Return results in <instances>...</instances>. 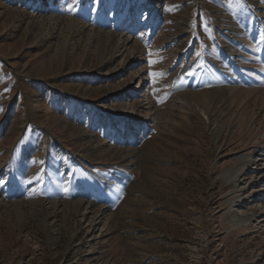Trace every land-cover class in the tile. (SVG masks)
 Wrapping results in <instances>:
<instances>
[{
	"label": "rangeland",
	"instance_id": "374dc122",
	"mask_svg": "<svg viewBox=\"0 0 264 264\" xmlns=\"http://www.w3.org/2000/svg\"><path fill=\"white\" fill-rule=\"evenodd\" d=\"M71 2L0 0V264H264V0Z\"/></svg>",
	"mask_w": 264,
	"mask_h": 264
},
{
	"label": "bare ground",
	"instance_id": "6f19581e",
	"mask_svg": "<svg viewBox=\"0 0 264 264\" xmlns=\"http://www.w3.org/2000/svg\"><path fill=\"white\" fill-rule=\"evenodd\" d=\"M41 1L42 0H38V2H40L41 3ZM262 4V3H261ZM159 8L161 7V6H158ZM257 7H259V5L257 6ZM242 20V19H241ZM241 20H238L235 24H234V26H237L236 28L238 29V25H239V22L241 21ZM132 23L133 22H129L128 24H131L132 25ZM131 25L129 26V28L131 27ZM129 28H126V31H127V29H129ZM125 31V30H124ZM125 31V32H126ZM110 37H113V33H110ZM136 39V38H135ZM135 39H132V40H130V38L129 37H127V36H124L123 38H122V40H121V42H118L117 41V44L115 45L116 47H117V50L119 51V52H121V53H124V58H125V60L128 62V68L132 65V63H133V61L135 62V60H131L130 59V55L133 53V52H139V47H138V43H137V41L135 40ZM240 39V38H239ZM233 48H234V50H235V46H233ZM239 51V50H238ZM122 55V54H121ZM134 59H137V58H134ZM210 59H212V58H210ZM127 68V67H126ZM129 75V78H128V80L130 81V80H132V78H133V76L132 75H134L133 73H132V71L130 72V74H128ZM146 76V75H145ZM138 80H139V84H144V82L146 81V78L143 76V75H140L139 77H138ZM126 81V80H125ZM136 88H138V86H135ZM134 87V88H135ZM143 89V88H142ZM217 91H219V89L218 90H215L214 91V95H215V93H217ZM147 98V96H145V97H143V99H146ZM149 102V101H148ZM148 102H145V103H148ZM132 106L133 107H136L137 109H140V107H142L143 105H142V101L141 100H134L133 101V103H132ZM210 117L209 118H211V114L209 115ZM207 118H208V114H207V116H206ZM56 119V118H55ZM212 120V119H211ZM126 122V121H125ZM140 134H142V133H140ZM86 136V135H85ZM130 137H131V141H134V142H136L138 139H140L142 136H138L139 138H137V135L133 132V133H131V135H130ZM85 138V137H84ZM95 140H97V136H95L94 134H90V136L88 137V139H87V141L85 142V143H87L88 144V148L92 151V153H94V155L92 154V156L93 157H97V154H96V152H97V148L96 147H94V145L92 144L93 142ZM96 142V141H95ZM99 142V141H98ZM97 144V143H96ZM112 149L114 150V148L112 147ZM137 149H139L140 150V148H136V147H128L127 149H126V151H125V155H124V159H122L123 160V162H124V164H125V166H131V165H139L140 164V166L142 167V169H143V172L144 173H146V174H149L150 173V171L148 170V168H147V162H146V156H145V152H146V149H147V147L146 148H143L142 150H140L139 152H137L136 150ZM111 151V150H110ZM116 152V149L111 153V155H114V153ZM135 153H138V156L137 157H135ZM215 155H216V153H215ZM123 156V155H122ZM126 157H128L127 159H130V157H133L132 159H130V160H128V161H125L126 160ZM139 160H138V159ZM94 160H96V158H93ZM249 161H251V160H249L248 159V162ZM245 167L246 166H243V167H240L239 168V171H238V173H240V172H242L244 169H245ZM133 169V168H132ZM132 169H131V171H132ZM130 170V169H129ZM237 173V174H238ZM236 174V175H237ZM237 180H238V178H237ZM236 180V181H237ZM264 186V185H263ZM264 190V188H262V189H259V191H263ZM244 197H239V201H241V199H243ZM88 205V204H87ZM84 208H87V206H85ZM100 211V208L98 207L97 209H96V213H98ZM248 218H250V217H248ZM247 220H249V219H247Z\"/></svg>",
	"mask_w": 264,
	"mask_h": 264
},
{
	"label": "snow or ice",
	"instance_id": "6c2138e0",
	"mask_svg": "<svg viewBox=\"0 0 264 264\" xmlns=\"http://www.w3.org/2000/svg\"><path fill=\"white\" fill-rule=\"evenodd\" d=\"M78 4H79V0H72V2L69 3V5H68V10L71 11L74 8V6L78 5ZM150 55H151V53H150ZM188 74L189 75H194V73H192V72H189ZM152 75L155 76L157 74L153 73ZM0 183H3V181H0Z\"/></svg>",
	"mask_w": 264,
	"mask_h": 264
}]
</instances>
